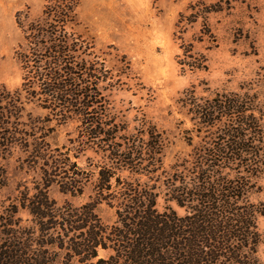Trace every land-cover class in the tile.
<instances>
[{"label": "trees", "instance_id": "16d2710c", "mask_svg": "<svg viewBox=\"0 0 264 264\" xmlns=\"http://www.w3.org/2000/svg\"><path fill=\"white\" fill-rule=\"evenodd\" d=\"M77 9V0H48L35 19L16 15L22 78L13 92L0 86V191L9 181L2 162L16 151L23 178L14 201L0 206V264H261L258 94L198 98L184 91L177 105L192 124L183 131L190 151L166 168L171 143L164 131L142 120L128 133L106 113L100 85L108 71L93 59L92 39L79 32ZM27 106L47 114L33 117ZM53 120L76 124L71 147L49 144ZM87 152L98 158L92 172L76 162ZM93 178L88 200L73 205ZM102 207L112 211L111 222L100 217Z\"/></svg>", "mask_w": 264, "mask_h": 264}, {"label": "rangeland", "instance_id": "374dc122", "mask_svg": "<svg viewBox=\"0 0 264 264\" xmlns=\"http://www.w3.org/2000/svg\"><path fill=\"white\" fill-rule=\"evenodd\" d=\"M47 1L0 0V86L7 91L18 89L22 78L15 56L22 43L16 15L35 19ZM77 2L79 32L92 39L93 59L108 71V80L100 85L107 102L106 113L126 124L128 133L138 128L142 120L164 131L171 143L164 158L166 168L175 156L190 151L183 131L191 129L192 124L177 105L184 91L192 90L198 98H209L215 93H243L250 89L258 94L264 107V0ZM26 110L33 117L47 114L34 106H27ZM47 126L54 128L48 136L52 148L71 147L67 141L75 136L76 124L57 126L53 120ZM192 136L197 144L199 139ZM20 156L16 151L2 162L9 181L7 188L0 191V206H7L17 195L16 185L23 178L15 171ZM97 160L87 152L76 162L92 172L90 165ZM93 181L94 178L83 196L71 199L73 205L88 200ZM258 186L261 191L255 198L264 203V174ZM49 195L58 203L64 200L55 188L49 190ZM163 206L159 200V209ZM99 215L104 222L113 220V213L107 208H100ZM21 216L26 219L24 213ZM259 229L264 238V219H260ZM105 256L100 253V257ZM258 257L264 264V244Z\"/></svg>", "mask_w": 264, "mask_h": 264}]
</instances>
